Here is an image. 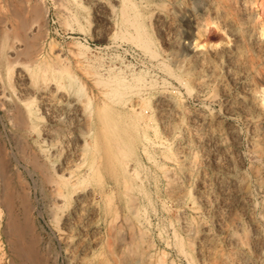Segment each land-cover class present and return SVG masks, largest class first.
Masks as SVG:
<instances>
[{
    "label": "rangeland",
    "instance_id": "1",
    "mask_svg": "<svg viewBox=\"0 0 264 264\" xmlns=\"http://www.w3.org/2000/svg\"><path fill=\"white\" fill-rule=\"evenodd\" d=\"M259 21L264 0H0V144L88 173L58 200L20 165L46 263L264 264ZM2 189L0 264H23Z\"/></svg>",
    "mask_w": 264,
    "mask_h": 264
},
{
    "label": "bare ground",
    "instance_id": "2",
    "mask_svg": "<svg viewBox=\"0 0 264 264\" xmlns=\"http://www.w3.org/2000/svg\"><path fill=\"white\" fill-rule=\"evenodd\" d=\"M259 24V27L261 28L260 30L264 32V21H259ZM140 37L141 35L138 33L136 38L140 39ZM142 41L145 42L144 39H142ZM29 45L32 47L31 43H29ZM144 45L149 47V44L146 42ZM30 46H28L27 51L28 49L30 51ZM135 76L136 79L140 78V74H135ZM120 80L121 78L118 79L119 83L121 82ZM111 93L114 94L113 96L117 95L115 89H113ZM262 94L264 97V89L262 90ZM26 145L27 142L24 141L20 144H16V150L13 152L14 161H12L11 155L7 153L0 144V177L3 184V196L1 194L2 205L8 211V218L11 219V221H8V224H10L8 225L7 231H9L8 234L13 237V239L9 242L10 249L14 256L23 264H49L46 263L45 258L39 254L38 243L40 239L37 235H33L29 224L28 214L31 211L30 207L32 206L30 205L28 192H25L23 180H25L24 182H27V184H29V181L26 179L24 172L20 169V165L24 166L31 177H33L34 173L37 174L41 185H52L51 187L54 186L57 190L55 199L58 200L62 198L64 199L67 193L70 195V193L72 194L77 192L78 187L81 185L80 183L85 179V177H87L88 173L87 171L85 173L73 172V170L67 173H58L56 169H52L51 167H48L45 162H42L38 154L33 153L27 156L24 155ZM14 205H18L23 211V219L21 221H16L13 217H11L10 211L13 209ZM14 264L17 263L15 262Z\"/></svg>",
    "mask_w": 264,
    "mask_h": 264
}]
</instances>
